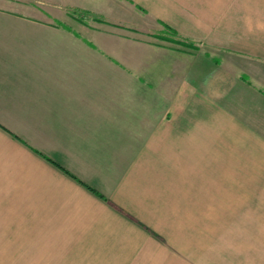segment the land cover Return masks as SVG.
<instances>
[{
	"label": "crops",
	"instance_id": "0c3cea01",
	"mask_svg": "<svg viewBox=\"0 0 264 264\" xmlns=\"http://www.w3.org/2000/svg\"><path fill=\"white\" fill-rule=\"evenodd\" d=\"M10 2L219 59L145 40L98 58L85 26L0 12V264H264V0Z\"/></svg>",
	"mask_w": 264,
	"mask_h": 264
},
{
	"label": "rangeland",
	"instance_id": "374dc122",
	"mask_svg": "<svg viewBox=\"0 0 264 264\" xmlns=\"http://www.w3.org/2000/svg\"><path fill=\"white\" fill-rule=\"evenodd\" d=\"M55 0H49V2H54ZM23 5V4H21ZM16 5H13L10 0H2L0 2V12L2 13L1 15V21L3 26H18V27H29V26H37V25H50V26H63V27H82L85 26L87 27V30H89L90 35H87L89 39L93 42H97L98 45L100 46V49L98 51V58H115V59H120V53H121V48H123L122 43L127 44L129 41L128 46L126 47L127 51L129 52L130 55L133 57H136L137 54V49H138V41L139 40H145V41H150L153 43H161L170 47H182L183 50H188L192 51L194 53H198V58L204 59V58H210V67L211 69L213 68H218L217 63H213L212 59L218 60V53L216 51H210V50H205V49H198L193 45L183 43L180 41L170 30L165 29V34L163 35H149V34H144V33H139L137 30V27L130 28L131 30H128L124 26H122L120 23H115L111 20H107L103 18L102 16H98L96 14H93L91 12L87 11H70L69 16L63 17V18H37L39 21H42V24H37L35 22H32L34 20H26L23 18H18L15 17L14 13H19V14H25L23 11H18L15 10ZM50 7V14L54 15H63L61 11L58 10L56 6L53 4H49ZM14 12V13H11ZM97 36V38L95 37ZM129 39V40H128ZM113 42H118L114 44V50L107 51L106 46L110 44V41ZM181 48V49H182ZM192 49V50H190ZM198 50V51H197ZM106 54V55H105ZM208 54V56H207ZM222 54H220L221 56ZM223 60V55L220 57ZM231 68V67H229ZM136 69V68H135ZM134 69V70H135ZM240 72V71H239ZM243 73L242 71L239 74V78L242 79H247L246 75L241 74ZM248 83V82H246ZM212 94H222L218 92L216 89L215 92ZM227 97L226 99H221L220 98H211L210 99V121L211 122H218V117L219 115L218 110H223L225 108H229L230 106H234V98L232 97ZM223 107V108H221ZM225 107V108H224ZM221 108V109H219ZM232 108V107H231ZM227 122L229 121L226 119Z\"/></svg>",
	"mask_w": 264,
	"mask_h": 264
}]
</instances>
